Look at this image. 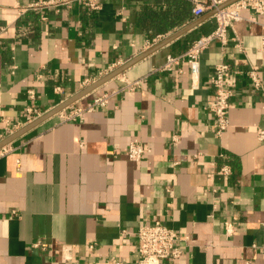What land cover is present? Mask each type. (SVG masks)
I'll use <instances>...</instances> for the list:
<instances>
[{"label": "crops", "instance_id": "1", "mask_svg": "<svg viewBox=\"0 0 264 264\" xmlns=\"http://www.w3.org/2000/svg\"><path fill=\"white\" fill-rule=\"evenodd\" d=\"M32 1L0 0V143L10 139L0 148V264H138V229L156 222L186 239L163 264H264V99L239 78L221 136L209 109L221 61L254 65L264 81V19L242 10L229 36L244 52L210 44L193 89L188 63L168 67L169 57L216 28L213 16L195 25L211 11L195 17L191 4L188 20L156 33L137 18L153 0L20 15ZM103 95L105 107L67 120ZM133 142L139 162L126 155Z\"/></svg>", "mask_w": 264, "mask_h": 264}, {"label": "built area", "instance_id": "2", "mask_svg": "<svg viewBox=\"0 0 264 264\" xmlns=\"http://www.w3.org/2000/svg\"><path fill=\"white\" fill-rule=\"evenodd\" d=\"M102 0H36L22 5L18 8L19 14L24 15L27 12L35 11L42 13V19H45L43 13L59 8H72L75 4L83 7L84 11L94 13L101 8ZM192 4V14L200 17L207 12L216 10L213 17L216 21V28L205 35L194 40L185 53L179 56L169 57V64H179L187 62L192 75V87L197 89L199 86L200 60L201 55L210 44L219 42L223 45L233 41L235 47L240 52H244L241 40L236 35L230 37L229 32L234 31L236 24L245 20L242 16V10H250L254 16L247 21H255L256 17L264 19V0H236L224 7V4L232 0H185ZM264 26V21H263ZM264 42V39H263ZM245 77L249 80L252 88L262 95L264 99V81L259 69L250 65L246 70H234L226 61H221L215 66L214 72L210 77V83L213 88V100L209 109L214 116V129L217 136H221L229 127L228 114L232 108L231 99L233 97V88L239 78ZM108 95L96 98L87 108H73L66 115L67 120L83 118L86 112H92L96 108L105 107L108 103ZM33 109H30L31 113ZM34 111V110H33ZM257 138L264 142V127L257 130ZM145 150L141 144L133 142L129 145L126 155L133 161L139 162L143 159ZM222 173H230L227 167L221 169ZM179 234L166 227L160 222L154 224H143L137 232V252L139 255L138 264H163L165 261L177 260L181 257L182 251L177 246L180 241H185ZM120 264V263H116ZM243 264H250L244 262Z\"/></svg>", "mask_w": 264, "mask_h": 264}, {"label": "trees", "instance_id": "3", "mask_svg": "<svg viewBox=\"0 0 264 264\" xmlns=\"http://www.w3.org/2000/svg\"><path fill=\"white\" fill-rule=\"evenodd\" d=\"M167 6L162 9V6ZM191 3L185 0H153L139 10L138 21L153 32H166L176 23H182L190 18Z\"/></svg>", "mask_w": 264, "mask_h": 264}, {"label": "water", "instance_id": "4", "mask_svg": "<svg viewBox=\"0 0 264 264\" xmlns=\"http://www.w3.org/2000/svg\"><path fill=\"white\" fill-rule=\"evenodd\" d=\"M236 0H232L226 4H224L221 7H224L226 5H229L230 3H233ZM216 12V10L211 11L210 13H208L205 17L200 18L195 25H199L201 23H203L204 21H206L207 19L211 18L214 13ZM192 27H184L182 29H180L179 31H177L176 33L172 34L171 36L167 37L164 41L160 42L159 44L153 46L151 49H149L148 51L142 53L141 55H139L138 57L132 59L131 61H129L126 65H124L123 67H121L120 69H118L117 71L113 72L112 74H110L109 76H107L106 78L100 80L98 83H96L95 86L100 85L101 83L109 80L110 78L118 75L119 73L123 72L124 70H126L127 68H129L130 66H132L133 64H135L136 62H138L139 60L143 59L144 57L150 55L151 53L161 49L162 47H164L165 45L171 43L172 41H174L175 39L179 38L180 36L184 35L185 33H187ZM84 93H80L78 95H76L75 97H73L72 99H70L69 101H67L66 103H64V105L60 108L63 109L65 107H68L71 103H73L76 99H78L80 96H82ZM10 141V139L3 141L2 143H0V148H2L4 145H6L8 142Z\"/></svg>", "mask_w": 264, "mask_h": 264}]
</instances>
